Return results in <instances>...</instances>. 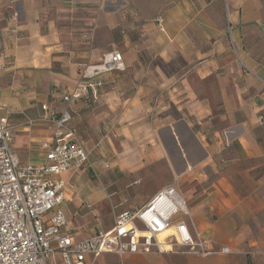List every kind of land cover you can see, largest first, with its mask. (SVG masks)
<instances>
[{
  "label": "crops",
  "instance_id": "1",
  "mask_svg": "<svg viewBox=\"0 0 264 264\" xmlns=\"http://www.w3.org/2000/svg\"><path fill=\"white\" fill-rule=\"evenodd\" d=\"M111 50L126 69L68 104ZM67 107L90 155L60 176L72 240L172 185L186 221L231 253L104 264H264V0H0V117L23 163L44 161L47 119Z\"/></svg>",
  "mask_w": 264,
  "mask_h": 264
},
{
  "label": "built area",
  "instance_id": "2",
  "mask_svg": "<svg viewBox=\"0 0 264 264\" xmlns=\"http://www.w3.org/2000/svg\"><path fill=\"white\" fill-rule=\"evenodd\" d=\"M156 21L163 31V18ZM125 69L120 50L106 52L99 64L85 68L84 82L65 93L64 100L70 104L82 97L96 98L105 85L100 75ZM72 118L68 107L52 112L47 122L54 134L42 144L45 159L29 164L11 149L16 126L9 124L7 116L0 117V264H92L106 253L121 261L141 253H231L227 246L211 247L206 236L186 221L189 207L172 185L159 190L143 206L117 214L110 230L72 240L65 231L67 217L61 203L66 182L60 176L90 161Z\"/></svg>",
  "mask_w": 264,
  "mask_h": 264
},
{
  "label": "rangeland",
  "instance_id": "3",
  "mask_svg": "<svg viewBox=\"0 0 264 264\" xmlns=\"http://www.w3.org/2000/svg\"><path fill=\"white\" fill-rule=\"evenodd\" d=\"M116 258L119 259L118 256H116ZM92 263L93 264H104V255L97 257V259L93 260Z\"/></svg>",
  "mask_w": 264,
  "mask_h": 264
}]
</instances>
